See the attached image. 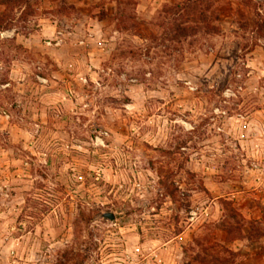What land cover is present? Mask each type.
Wrapping results in <instances>:
<instances>
[{
  "label": "rangeland",
  "instance_id": "obj_1",
  "mask_svg": "<svg viewBox=\"0 0 264 264\" xmlns=\"http://www.w3.org/2000/svg\"><path fill=\"white\" fill-rule=\"evenodd\" d=\"M5 82L0 264H264V2L0 0Z\"/></svg>",
  "mask_w": 264,
  "mask_h": 264
},
{
  "label": "built area",
  "instance_id": "obj_2",
  "mask_svg": "<svg viewBox=\"0 0 264 264\" xmlns=\"http://www.w3.org/2000/svg\"><path fill=\"white\" fill-rule=\"evenodd\" d=\"M257 2H264V0H255ZM58 33H61V32H58ZM62 41L61 38L57 37L55 40H54V44L55 45H58L60 44V42ZM48 44H51L52 42L49 40L47 42ZM36 79L41 82V83H46L47 82V79L40 75V74H37L36 75ZM8 85L7 82L3 83V84H0V87L4 88ZM8 196V193H7V190H6V185L3 184V183H0V203L2 202V200H4L6 197Z\"/></svg>",
  "mask_w": 264,
  "mask_h": 264
},
{
  "label": "crops",
  "instance_id": "obj_3",
  "mask_svg": "<svg viewBox=\"0 0 264 264\" xmlns=\"http://www.w3.org/2000/svg\"><path fill=\"white\" fill-rule=\"evenodd\" d=\"M43 21H45V22H43V23L40 24L41 25V28H40L41 31L46 30L49 27H51V28L54 27L53 23L51 21H49L48 19H43ZM88 29L91 31L90 32V36L93 39L95 37L94 33L96 32V30L94 28H91V27H89ZM245 231L247 232L246 229H245ZM256 243L264 251V235H261L259 237V242H256Z\"/></svg>",
  "mask_w": 264,
  "mask_h": 264
},
{
  "label": "trees",
  "instance_id": "obj_4",
  "mask_svg": "<svg viewBox=\"0 0 264 264\" xmlns=\"http://www.w3.org/2000/svg\"><path fill=\"white\" fill-rule=\"evenodd\" d=\"M16 1H21V0H16ZM26 1H28V0H26ZM251 232V230H249L248 232H247V234L246 235H244L245 237H247V238H249L251 235H252V233H250ZM261 235H264V234H258V236H261Z\"/></svg>",
  "mask_w": 264,
  "mask_h": 264
},
{
  "label": "water",
  "instance_id": "obj_5",
  "mask_svg": "<svg viewBox=\"0 0 264 264\" xmlns=\"http://www.w3.org/2000/svg\"><path fill=\"white\" fill-rule=\"evenodd\" d=\"M105 216L109 219H113V214L112 213H106Z\"/></svg>",
  "mask_w": 264,
  "mask_h": 264
}]
</instances>
